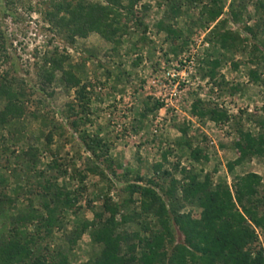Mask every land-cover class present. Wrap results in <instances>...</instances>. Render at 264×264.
<instances>
[{"label":"rangeland","instance_id":"1","mask_svg":"<svg viewBox=\"0 0 264 264\" xmlns=\"http://www.w3.org/2000/svg\"><path fill=\"white\" fill-rule=\"evenodd\" d=\"M78 2L106 4L0 0V77L22 83L25 105L23 117L1 132L5 147L0 151V193L6 199L0 236L20 213L30 208L43 213L44 200L37 193L45 179L70 192L82 187L78 203L60 214V226L41 245L49 252L61 250L69 264H91L101 246L89 229L71 241L74 229L93 219L105 197L118 204L123 215L138 212V194L131 196L125 188L144 185L153 177L155 164L161 163V172L169 171L177 180L183 169L200 177L209 174L213 186L223 182L231 186L235 176L253 172L262 177L264 186V166L257 158L234 166L232 172L227 169L237 158V129L264 131V0H225L216 6L210 0H138L133 9L140 23L136 18L129 22L116 42L94 32L71 42L68 32L50 22L48 14L54 13L55 4ZM122 4L127 5L126 0ZM220 7L219 17L211 20V10ZM223 33L230 37L226 49L217 40ZM63 56V70L80 81L78 87L63 81L60 71L50 82L41 74L45 59ZM216 59L219 65L212 77L210 63ZM250 71L259 80H251ZM81 86L86 87L83 101L77 95ZM156 102L162 107L147 112ZM194 102H200V108L224 111L228 120L213 123L193 116ZM85 137L87 143L101 140L108 152L93 155L83 145ZM185 142L201 149L207 160L194 162ZM23 153L34 154L32 167L28 168L30 155ZM104 158L118 167L117 175H112ZM54 162L59 167L52 169ZM97 164V173H92ZM77 172L84 176L83 182L75 177ZM188 211L198 216L196 208L181 209ZM118 232L144 236L132 223L120 226ZM258 236L261 244L263 237L259 232Z\"/></svg>","mask_w":264,"mask_h":264},{"label":"trees","instance_id":"2","mask_svg":"<svg viewBox=\"0 0 264 264\" xmlns=\"http://www.w3.org/2000/svg\"><path fill=\"white\" fill-rule=\"evenodd\" d=\"M104 1L105 5L88 2H78L75 5L55 4L54 13H49L48 19L65 29L71 42L74 37H84L91 32L116 42L117 36L127 32L129 22L136 18L135 23H140L133 9L138 0H126L127 5H123L122 0ZM210 1L216 6L225 0ZM221 10L222 7L212 9L211 20L217 19ZM59 12L64 15L58 16ZM168 32L175 35L172 30ZM228 35L229 33H223L217 36L222 49L227 48V40L230 38ZM65 58L45 59L41 74L50 82L54 72L60 71L63 81L78 87L80 81L63 70ZM261 59L264 61V57ZM210 64L212 69L209 74L213 77L219 60H213ZM249 77L253 81L259 80L255 71H250ZM21 84L15 79L0 77V151L5 147L1 132L12 121L21 119L25 114ZM85 90V86L78 90L77 95L81 101L85 98ZM86 101L82 108L87 105L88 99ZM199 105L200 102L193 103V116L206 118L213 123L228 120L224 111L200 108ZM161 107L162 104L156 102L146 111L155 112ZM71 125L76 126V120L73 119ZM181 132L183 136L186 134L184 129ZM86 138H83V145L93 155L96 151L101 154L108 152L101 140L91 139L87 143ZM185 145L194 162L207 160L201 149L191 148L189 142H185ZM234 149L237 158L227 164L229 172L233 171L234 166L252 158L259 159L264 166V131L253 134L238 128ZM22 155H30L31 163L28 168L32 167L35 163L32 160L34 154ZM162 158L165 160L166 153ZM104 162L112 175H117L118 167L107 158H104ZM52 164V169L59 167L55 162ZM99 167L97 164L90 171L97 173ZM161 168V163L153 165V177L144 185L128 184L125 188L131 196L138 194V212L123 215L120 206L105 197L99 211L93 213V219L84 221L78 229H74L71 241L89 229L92 240L101 246L98 256L91 264H264V186L260 175L249 172L235 176L231 186L224 182L213 186L209 174L200 177L183 169L182 178L177 180L169 171L161 172ZM61 174L64 175L65 171L61 170L59 175ZM75 177L80 182L84 180L79 172ZM159 181H166L168 184L162 186ZM1 183L4 184L3 179ZM38 186L41 192L37 196L44 200L40 204L43 213L30 208L27 213H20L11 221V227L0 236V264H69L67 256L61 250L49 252V248L41 243L45 236L60 226V214L74 208L78 198L84 193L80 192L81 189L85 188L70 192L65 188H58L50 179H45ZM5 197V194L0 193V213L5 208ZM186 206L196 208L198 216L193 217L191 211L181 213V209ZM149 219L157 226L155 229L150 228ZM128 223L139 226L144 236L137 232L119 233V227ZM176 230L179 236L177 242L174 238ZM42 232L44 235L41 238ZM258 232L263 237L261 244Z\"/></svg>","mask_w":264,"mask_h":264},{"label":"built area","instance_id":"3","mask_svg":"<svg viewBox=\"0 0 264 264\" xmlns=\"http://www.w3.org/2000/svg\"><path fill=\"white\" fill-rule=\"evenodd\" d=\"M171 77H173V75H171Z\"/></svg>","mask_w":264,"mask_h":264}]
</instances>
